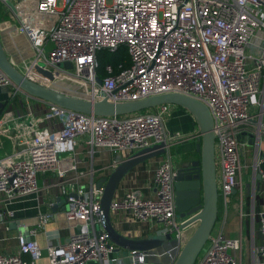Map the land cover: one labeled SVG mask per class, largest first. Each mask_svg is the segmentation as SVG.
I'll return each instance as SVG.
<instances>
[{
    "label": "built area",
    "instance_id": "obj_1",
    "mask_svg": "<svg viewBox=\"0 0 264 264\" xmlns=\"http://www.w3.org/2000/svg\"><path fill=\"white\" fill-rule=\"evenodd\" d=\"M0 7L34 52L23 68L16 63L32 80L56 86L65 76L78 85L66 82L59 88L94 100L136 101L179 92L204 102L214 121L221 201L227 208L235 190L243 203L248 176L254 227L258 175L264 182V58H253L250 66L246 48L264 28V0H0ZM121 46H126L131 65L119 64L117 71L107 65L101 77L98 52ZM65 62L74 68H65ZM0 88H9L12 98L22 95L26 106L23 114L7 111L0 116V151L6 139L13 144V151L0 157V204L38 194L39 174L54 172L55 179L46 187L59 190L66 218L82 225L66 241L49 237L43 248L37 235L54 214L40 213L38 227L17 236V252H0V264H36L44 250L49 264H124L113 256L116 244L106 231L101 204L105 187L94 182L93 170L90 184L82 183L87 173L79 169L77 147L86 135L92 154L96 148L108 149L121 159L153 144H167L154 171L155 195L128 188L113 198L110 211L124 214L128 222L150 223L157 235L171 234L181 249L187 236L176 212L170 145L183 135L167 132L165 118L172 105L126 115L85 114L28 94L2 69ZM32 100L45 103L46 109L38 114L30 107ZM117 165L115 160L104 169ZM8 214L0 212V220ZM258 216L261 242L252 264H264V208ZM208 242L196 264H242V237H227L218 230ZM130 256L127 264H138L145 263L147 254L132 250Z\"/></svg>",
    "mask_w": 264,
    "mask_h": 264
},
{
    "label": "crops",
    "instance_id": "obj_2",
    "mask_svg": "<svg viewBox=\"0 0 264 264\" xmlns=\"http://www.w3.org/2000/svg\"><path fill=\"white\" fill-rule=\"evenodd\" d=\"M3 13L0 14V30L4 37L6 45L11 58L19 64L20 68H23L27 62L30 61L33 50L28 42L27 38L23 34L17 33L10 25V22ZM246 53L250 57L249 65L253 66V58H264V28L257 31L255 36L251 39V42L247 45ZM264 71V70H263ZM9 88H0V116L7 111H13L17 115L23 114L26 111V106L19 100L16 102V97L10 96ZM79 92V91H78ZM30 107L38 114L42 113L46 109V104L41 101H31ZM181 108L172 105L169 113L165 118V124L167 132L171 135L174 133H180L183 136L193 134L196 131V124L193 117ZM87 135L80 139V144L77 147V158L79 162V169L85 171L87 175L82 178L84 185H89L91 180L90 171L93 170V179L95 183H98L100 179L107 176L111 172V168H105L112 164L119 158V155L108 149L96 148L94 153H91L90 146L87 144ZM198 138L178 139L171 142L170 150L174 149L176 156L180 153H184L187 150L195 148V144ZM3 155L11 153L13 151V144L10 140H5V146ZM165 154L154 157L145 162L136 165L131 169L121 181L115 197L122 196L128 188H133L137 192L141 191L147 196H153L156 193V187L153 182L154 171L158 164L164 159ZM176 159V160H177ZM175 163V162H174ZM55 179L54 172H47L46 174H39V181L42 185V190L38 194L28 195L26 197L18 198L9 204H0V212H11L2 221L0 220V252L1 253H15L18 250L17 236L20 233L29 235L30 231L38 227L39 214L52 212L54 214L52 220L41 229L37 235L39 244L45 248L48 242V238L57 241H66L68 236L74 232H78L82 229V225L78 221H69L65 215L64 197L59 194L57 188H47L46 183ZM259 191L264 193V182L260 183ZM247 194L250 193L249 183H246ZM262 199H258L256 203V212H260L264 208V196ZM250 200V199H249ZM53 203V204H52ZM237 202L233 203L232 209L227 214V208L220 205L218 229L223 231L227 237L231 238H243V252L241 256V262L244 264V247L247 242L249 246L250 234L245 235L243 231L237 229L238 220V207ZM250 205V203H249ZM111 220L115 228L124 236L129 238H145L149 235H157L156 231L151 229L150 223L146 222H128L125 219L124 214L111 212ZM241 216L248 217V230L252 229L253 238L251 248L249 251L253 252L260 245L261 233L256 240L255 229L252 227V220L248 216L249 212L244 213V208L241 210ZM239 217V216H238ZM216 222V224H217ZM157 227L158 224H155ZM236 226V227H234ZM255 226V224H254ZM196 225H192L185 229V235L188 237L195 229ZM260 232V231H259ZM254 240V241H253ZM116 251L113 256L119 258V262L127 264L131 261L130 254L126 253L123 248L119 249L116 245ZM178 252L177 242L172 237L171 240L165 242L160 247L146 252L145 264H172ZM252 261V258H251ZM36 264H49L47 252L43 251V256L37 260ZM88 264H100V262L91 260Z\"/></svg>",
    "mask_w": 264,
    "mask_h": 264
},
{
    "label": "water",
    "instance_id": "obj_3",
    "mask_svg": "<svg viewBox=\"0 0 264 264\" xmlns=\"http://www.w3.org/2000/svg\"><path fill=\"white\" fill-rule=\"evenodd\" d=\"M63 66L68 69L74 68L72 62H65ZM36 68L51 79L54 78L49 70H45L40 66ZM0 69L28 94L85 114L126 115L166 104L177 105L186 110L195 121L196 131L193 134L183 136L182 139L198 138V141L194 149L180 153L175 162V205L177 217L181 220V227L184 229L192 225H196V227L185 240L172 264H196L216 225L220 210L214 121L210 109L204 102L179 92L156 94L136 101L115 102L108 97L94 100L57 86H47L29 78L16 65L6 48L1 30ZM97 82L101 84L102 78L97 77ZM250 142L252 141L250 140ZM166 146V143L153 144L134 153L127 159L118 158V165L97 183L98 186L105 187L101 204L107 220L106 231L110 234L112 242L130 255L132 250L148 252L172 239L171 234L149 235L139 239L124 236L113 225L110 214V205L126 174L136 165L166 154ZM258 179L260 185V175H258ZM137 193L139 194V192ZM66 207L65 205L64 209Z\"/></svg>",
    "mask_w": 264,
    "mask_h": 264
},
{
    "label": "rangeland",
    "instance_id": "obj_4",
    "mask_svg": "<svg viewBox=\"0 0 264 264\" xmlns=\"http://www.w3.org/2000/svg\"><path fill=\"white\" fill-rule=\"evenodd\" d=\"M113 0H108V3H112ZM1 7H0V14H1ZM19 100H24V97L22 95H18L17 98H16V102H18ZM176 107L178 108H181L177 105H175ZM154 108L152 109H146L144 111H148V110H151L153 111ZM182 110H184L183 108H181ZM180 109V110H181ZM143 111V112H144ZM185 112H187L186 110H184ZM7 145L5 146V149H6ZM5 150H1L0 151V157L3 156V153H4ZM171 152V156H172V160H173V163L176 162V159H177V156H176V152L174 149H171L170 150ZM63 156H65V154H63ZM243 162H245V159H243ZM175 164V163H174ZM249 164H251V169L254 170V163L252 162V160L249 161ZM217 167H218V171L220 170V163L218 162L217 160ZM251 171V170H250ZM249 171V172H250ZM246 183H248V176H245L244 178V198H243V203L241 201V195L240 194H234L232 195V201L231 203L228 204V207H227V214L228 212L232 209V206H233V203H236L237 202V207H238V216L237 218L240 220H238V224L236 225L237 226V229L239 231H243L245 233V235H247L248 233L250 234V242L252 241V238H253V233H252V229H250V232L248 230V217L247 216H244V218L241 216V210L242 208H244V213H247L249 212L248 216L251 218V214L253 212V206H252V203H251V199H252V190H251V194H247V187H246ZM39 185H42L41 182L39 181ZM257 195H258V198L259 200L262 199L263 197L261 196H264V193L262 194L260 191L257 192ZM250 199V200H249ZM257 202H258V199H257ZM250 203V205H249ZM223 205L222 201L220 200V205ZM224 206V205H223ZM226 210V208H225ZM258 213V211L256 212V214ZM252 220V219H251ZM218 226H219V222H217V224L215 225L214 229H213V233L217 232L218 230ZM234 226V227H236ZM100 228V226H98V229ZM254 229H255V238L256 240L258 239L259 237V231H260V221H259V216L257 214L256 216V221H255V226H254ZM249 242V246L247 244V242L245 243V247H244V253H243V257H244V264H252V261H251V258H252V252L249 251V247L251 248V243ZM209 247V242H207V244L205 245L204 249L202 250L201 254H200V257L204 255V253L206 252V250L208 249Z\"/></svg>",
    "mask_w": 264,
    "mask_h": 264
},
{
    "label": "trees",
    "instance_id": "obj_5",
    "mask_svg": "<svg viewBox=\"0 0 264 264\" xmlns=\"http://www.w3.org/2000/svg\"><path fill=\"white\" fill-rule=\"evenodd\" d=\"M97 58L99 61L98 74L101 77H104L107 74V65H112L115 71L118 70L119 64H124L125 66L131 65V58L126 46H121L118 48V50L113 52L109 50H102L98 52ZM256 198L259 199L258 195L256 196Z\"/></svg>",
    "mask_w": 264,
    "mask_h": 264
},
{
    "label": "bare ground",
    "instance_id": "obj_6",
    "mask_svg": "<svg viewBox=\"0 0 264 264\" xmlns=\"http://www.w3.org/2000/svg\"><path fill=\"white\" fill-rule=\"evenodd\" d=\"M66 82H70V83L72 82L71 84H74L75 86L78 85L77 82H75L74 80L66 79L65 76H64V77H61V78L55 83V85H56L57 87H61V86H64V84H65Z\"/></svg>",
    "mask_w": 264,
    "mask_h": 264
},
{
    "label": "flooded vegetation",
    "instance_id": "obj_7",
    "mask_svg": "<svg viewBox=\"0 0 264 264\" xmlns=\"http://www.w3.org/2000/svg\"><path fill=\"white\" fill-rule=\"evenodd\" d=\"M220 200H221V196H220Z\"/></svg>",
    "mask_w": 264,
    "mask_h": 264
}]
</instances>
